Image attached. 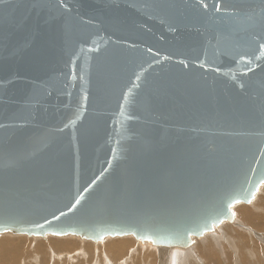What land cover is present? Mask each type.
<instances>
[{
    "label": "water",
    "instance_id": "1",
    "mask_svg": "<svg viewBox=\"0 0 264 264\" xmlns=\"http://www.w3.org/2000/svg\"><path fill=\"white\" fill-rule=\"evenodd\" d=\"M264 183V0H0V234L189 246Z\"/></svg>",
    "mask_w": 264,
    "mask_h": 264
},
{
    "label": "bare ground",
    "instance_id": "2",
    "mask_svg": "<svg viewBox=\"0 0 264 264\" xmlns=\"http://www.w3.org/2000/svg\"><path fill=\"white\" fill-rule=\"evenodd\" d=\"M261 206L264 207V183H262L258 187L250 203H236L232 207V212L234 216L233 221H223L221 224L214 226L212 231L205 232L202 236L199 237H192V244L186 247L156 245L157 252L159 250L160 263L253 264L247 262L248 258H253L256 260V255H260L264 259V250L259 249L262 248L260 244H264V222L262 223L261 220H259L260 218L257 216L255 210H252ZM247 220H249L248 225L252 224L255 227H245L244 232H246L247 234H244L243 231H240V229L236 226L238 224L240 228L244 229V226H241L239 224H242ZM252 238H256L258 242L252 240ZM81 242L85 243L86 247H83H85L86 249H90L93 243H96L92 240H87L74 235H47L45 237H30L24 234L3 233L0 234V264H32L36 260L34 257L30 258L29 260H26L29 258V255L27 254V252H30L29 247L32 248L33 252L40 251L42 253L44 248L46 249L48 247L53 248L55 250L56 247L61 248L64 245L65 249H68V251L66 252V256H70L71 253L69 254V252H72L73 250L78 248V245L81 244ZM136 242L137 240L133 236H108L105 237L104 240H102V243L97 242L96 244L101 246L100 249L102 252L107 251L111 255L110 256L108 254L109 256H106L109 258H107V260L110 262V264H117V262L122 259H119V252L117 249L120 247L122 248V246H127L128 253L125 255V257H127L129 251H131V248L134 246V244L136 246ZM142 243L145 244V241ZM149 243L153 245L151 242ZM152 249L154 250V248ZM148 250L149 252L151 251L150 249ZM80 251L82 253L81 249ZM139 251H135L134 257L136 255V252L140 253ZM140 255L137 254V259L134 258V261L135 259L136 261L141 259L138 258ZM45 256L46 254H44V258L42 257L43 262L41 264H48L45 259ZM62 256H64V254H62ZM85 256L87 255L85 254ZM132 256L133 255L130 256L131 258L129 257L127 262L123 261V264H128L131 260L133 261ZM69 258L71 260V257ZM110 258H112V260H110ZM140 261L141 260H139V262Z\"/></svg>",
    "mask_w": 264,
    "mask_h": 264
},
{
    "label": "rangeland",
    "instance_id": "3",
    "mask_svg": "<svg viewBox=\"0 0 264 264\" xmlns=\"http://www.w3.org/2000/svg\"><path fill=\"white\" fill-rule=\"evenodd\" d=\"M252 210H255V212H256V214H257V216L260 218H258L259 220H261V222L263 223L264 222V207L263 206H261V207H259V208H255V209H252ZM259 211V212H258ZM258 212V213H257ZM258 219H256V220H258ZM248 223H249V220H247V221H245L244 223H242V224H239V225H241V226H244V229H242V228H240L239 226H238V224H237V228H239L240 229V231H243V233L244 234H247L246 232H244V230H245V227H255V226H253L252 224H249L248 225ZM264 226V225H263ZM248 229V228H247ZM44 239V238H43ZM102 240H104V238L102 239ZM102 240L99 242V243H102ZM252 240H254V241H257L258 242V240L256 239V238H252ZM139 242V243H138ZM142 242H144V241H137L136 243V246H135V244H134V246L131 248V251H129V254H128V256L127 257H125V255L128 253V248H127V246H122V248L120 247V248H118L117 250H118V252H119V259H121V260H119L118 262H117V264H123V261H128V259H129V257L131 256V255H133L132 256V259H133V261L131 260V261H129V263L128 264H142L143 262V264H149V263H151V264H161L160 263V255H159V250H158V252H157V246L155 245V244H153V245H151L150 243H149V241H145V244H143ZM82 244V245H81ZM81 244H79L78 245V248H76L75 250H73L72 252H69V254L71 253V255L70 256H66V252L68 251V249H65V246L63 245L61 248H58V247H56L55 248V250L53 249V248H44L43 249V252L41 253L40 251H37V252H33V250H32V248L31 247H29L30 248V252H27V254L29 255V258L28 259H26V260H29L30 258H32V257H34L36 260H35V262H33L32 264H41L42 262H43V258H44V254H46V256H45V259H46V261H47V263L48 264H110V262L107 260V258L108 257H106V256H109L110 254L107 252V251H101V249H100V245H98V244H96V243H93V245H92V247L90 248V249H86L85 247H86V245H85V243L84 242H81ZM84 244V245H83ZM81 245V246H80ZM141 245V246H140ZM143 245V246H142ZM145 245H146V247H145ZM83 246H85V247H83ZM260 246L262 247V248H259L260 250H264V244H260ZM141 248V249H140ZM152 248H154V250L152 249ZM156 248V249H155ZM80 249L82 250V253H81V251H80ZM139 251L140 253H137L136 252V255H135V257H134V254H135V251ZM137 249V250H136ZM143 249H145V250H147V251H145V250H143ZM148 249H152L150 252H149V250ZM77 250V251H76ZM79 250V251H78ZM85 252H84V251ZM32 251V252H31ZM75 251H76V253H75ZM143 251H144V256H143ZM87 252V253H86ZM158 254H157V253ZM36 253V254H35ZM84 253V254H83ZM131 253V254H130ZM156 255H155V254ZM35 254V255H34ZM61 254V255H60ZM62 254H64V256H62ZM79 254H81V255H79ZM85 254L88 256H85ZM109 254V255H108ZM137 254L138 255H140L138 258H141V259H139V260H141L140 262H139V260H137L136 261V257H137ZM145 254H147V255H145ZM31 255V256H30ZM39 255V256H38ZM98 255V256H97ZM85 256V257H84ZM101 256V257H100ZM111 256V255H110ZM38 259H37V258ZM43 257V258H42ZM69 257H71V260H70V258ZM73 257V258H72ZM93 257V258H92ZM96 257H98V258H96ZM100 257V258H99ZM102 258V259H101ZM105 258V259H104ZM131 258V257H130ZM134 258H136L135 259V261H134ZM145 258V259H144ZM147 258V259H146ZM149 258V259H148ZM256 260L255 259H253V258H248V263H253V264H264V259L260 256V255H256ZM101 259V260H100ZM109 259V258H108ZM127 259V260H126ZM157 259V260H156ZM25 260V261H26ZM110 260H112V258H110ZM145 260V261H144ZM150 260H151V262H150ZM106 261H107V263H106ZM121 261V262H120ZM137 262V263H136ZM147 262V263H146ZM149 262V263H148ZM127 264V263H126Z\"/></svg>",
    "mask_w": 264,
    "mask_h": 264
}]
</instances>
